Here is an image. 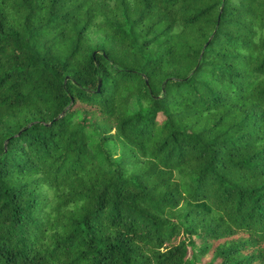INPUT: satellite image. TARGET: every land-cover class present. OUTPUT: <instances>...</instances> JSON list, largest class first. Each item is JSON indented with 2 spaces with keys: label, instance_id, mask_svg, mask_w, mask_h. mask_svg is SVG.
Listing matches in <instances>:
<instances>
[{
  "label": "trees",
  "instance_id": "obj_1",
  "mask_svg": "<svg viewBox=\"0 0 264 264\" xmlns=\"http://www.w3.org/2000/svg\"><path fill=\"white\" fill-rule=\"evenodd\" d=\"M0 264H264V0H0Z\"/></svg>",
  "mask_w": 264,
  "mask_h": 264
}]
</instances>
